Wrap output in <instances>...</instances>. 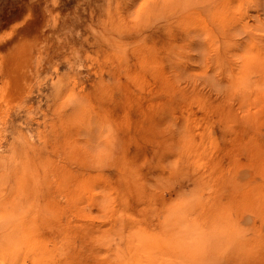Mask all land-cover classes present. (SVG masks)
I'll return each instance as SVG.
<instances>
[{
  "label": "rangeland",
  "instance_id": "374dc122",
  "mask_svg": "<svg viewBox=\"0 0 264 264\" xmlns=\"http://www.w3.org/2000/svg\"><path fill=\"white\" fill-rule=\"evenodd\" d=\"M0 264H264V0H0Z\"/></svg>",
  "mask_w": 264,
  "mask_h": 264
}]
</instances>
